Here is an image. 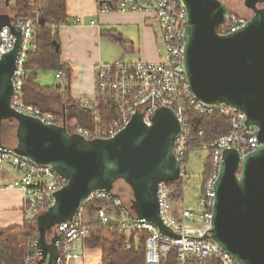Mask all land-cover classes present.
<instances>
[{"label": "water", "instance_id": "95a60500", "mask_svg": "<svg viewBox=\"0 0 264 264\" xmlns=\"http://www.w3.org/2000/svg\"><path fill=\"white\" fill-rule=\"evenodd\" d=\"M182 1L187 11L183 64L191 91L200 101L245 113L246 128L257 129L260 144L242 158L233 149L223 152L209 238L240 264H264V0H245L252 16L225 35L219 28L227 22L228 10L221 0ZM3 27L16 40L0 59V124L6 119L16 122L15 153L50 165L68 180L56 192L54 205L36 220L38 246L50 256L49 264H55L57 255L54 241L45 242L46 232L53 224L69 221L89 194L112 192L120 181L132 193L135 216L176 238L162 225L157 200L159 183L179 179L172 149L179 132L174 113L159 109L149 126L136 115L115 137L92 140L23 116L10 108L21 33L0 13V30Z\"/></svg>", "mask_w": 264, "mask_h": 264}, {"label": "built area", "instance_id": "2783aa9c", "mask_svg": "<svg viewBox=\"0 0 264 264\" xmlns=\"http://www.w3.org/2000/svg\"><path fill=\"white\" fill-rule=\"evenodd\" d=\"M102 13H142L154 20V30L163 45V56L158 62H128L117 59L111 63H99L94 68L95 97L92 101L78 102L82 109L94 114L93 126L84 128L67 127L62 118L41 110L24 101V85L28 78L26 63L28 55L35 50L33 34L40 24L20 17L11 23L21 33V43L11 77L13 91L10 108L23 116L39 120L43 124L64 126L70 134H77L86 140L110 139L121 133L136 116L140 115L147 126L159 109L174 113L179 123V132L174 139V159L180 166L179 179L185 185V164L190 153L205 152L210 161V170L202 181L198 199L200 214L184 206L183 200H174L168 183L157 185L159 216L164 227L176 238L162 235L157 227L143 219H138L123 205L114 192L94 191L84 199L69 221L56 224L46 232L45 242L54 241L57 259L55 264H85V253L78 244L86 240L91 225L85 219V206L93 201L106 202L97 208V220L102 226L113 224L115 230L126 239V249L130 241L144 238L145 264H160L162 257L171 250L175 253L176 264H188L194 258L215 259L219 264H240L229 253L209 238L215 205V187L220 175L223 152L235 150L240 158L254 151L260 144L257 129L246 128V114L230 106L209 104L198 100L190 89V83L183 64V33L187 23V11L182 0H109L97 4ZM229 22V23H228ZM79 24L78 20L73 22ZM228 34L239 29L246 20L236 16L227 18ZM15 35L7 27L0 30V59L11 51ZM58 80L66 81L64 72H57ZM103 106L109 115L103 122L99 107ZM219 115L229 122L226 134L212 142H203V131L197 129V120L202 117ZM70 131H69V130ZM198 142L190 146L189 142ZM8 165L19 173V177L3 187L5 190H19L22 193L23 221L36 225L37 218L45 214L55 203V194L67 185L68 180L59 175L50 165L32 161L29 157L15 153L13 147L5 146L0 139V166ZM50 256L43 255L38 246V233L26 245L23 264H49Z\"/></svg>", "mask_w": 264, "mask_h": 264}, {"label": "crops", "instance_id": "0c3cea01", "mask_svg": "<svg viewBox=\"0 0 264 264\" xmlns=\"http://www.w3.org/2000/svg\"><path fill=\"white\" fill-rule=\"evenodd\" d=\"M13 2L14 0H9L8 5L10 7H6L2 12L10 21L15 19V13L12 11ZM97 4L96 0H65L67 23L57 28L60 61L62 65L71 70L69 79L67 77V92L69 98L76 103L92 101L95 97L94 68L99 63H109L107 60L110 59L109 53L112 51V49L109 50L103 48V46H112L118 55L122 54L124 57L135 60L123 59L128 62L152 63L158 62L161 58L157 47L158 34L154 30L153 18L149 15L132 12L102 13L98 11ZM75 20H78L79 24H74ZM116 38L120 39L124 46H121ZM34 82L33 84L36 85ZM26 86H28L27 89H25ZM37 91L40 90H35L26 81L24 101L35 107L38 106L37 108L44 111L58 113V116L65 120V113L70 112L64 107L65 102L59 100V97L57 102L46 99L43 100L45 104V107H43L40 103L32 102L37 98ZM61 92L63 90L58 91V94ZM40 93L50 96L49 94L52 91L46 89V91L42 90ZM81 111L88 114V116L89 114L92 115L94 118L92 112ZM76 124V122H73L69 126L71 128L76 126L88 128L90 123L86 126ZM9 138L8 136V140ZM14 145L12 144L10 147ZM7 168L9 167L0 166V229L21 228L23 225V196L19 190L3 189L4 186L18 178L17 174L12 173ZM10 172L17 178H13L9 174ZM5 179L7 182H4ZM84 242L79 243L78 248L85 253V264H102V250L100 248H88L84 245Z\"/></svg>", "mask_w": 264, "mask_h": 264}, {"label": "trees", "instance_id": "16d2710c", "mask_svg": "<svg viewBox=\"0 0 264 264\" xmlns=\"http://www.w3.org/2000/svg\"><path fill=\"white\" fill-rule=\"evenodd\" d=\"M8 1L9 0H0L1 14L6 7H10ZM96 1L98 4H102L109 0ZM12 11L15 13V19L10 21L11 23L16 22L20 17L32 21H36L37 17H39L38 20H42V24L35 28L33 34V45L35 50L29 53L25 65L28 71L27 84H30L35 90L42 91V88L33 84L37 73L40 71H53L55 74L61 71L64 72L69 79L71 70L67 66L61 64L57 33V28L67 23L65 0H14ZM229 16L232 15L229 14ZM228 23L221 26L219 31L226 30ZM116 40L121 46H124V43L120 39L116 38ZM68 79L62 81L64 82V88L60 86L58 88V91L63 90L61 94H58L59 100L63 98L66 99L67 104L63 105L70 111L65 113V121L68 124L67 127L73 124V122H79L75 112L85 110L80 107L78 102L76 103L69 98L67 92ZM48 91L51 90L48 89ZM85 111L88 113V110ZM99 114L100 119L103 120L104 116L106 117L109 115V111L105 107L100 106ZM60 116L64 117L63 115ZM87 119L89 120L88 123H90L88 128H91L93 125V116L90 114L88 116L87 114ZM5 121L7 123L6 125L3 122L0 124V139H2L3 135L6 138L7 135L11 137V135H9V127L11 124H14L16 129V122L13 119H6ZM197 129L203 131L204 136L202 141L209 143L228 132L229 122L219 115L202 117L197 120ZM198 142L200 141L189 142V145L194 146L198 144ZM204 167L203 179L210 170L209 160L205 162ZM168 185L173 198L175 200H183L184 183L181 180H176L169 182ZM132 202H130L128 209L135 215L136 213L132 209ZM105 205L106 202L104 201L93 200L85 206V219L87 223L91 225V230L84 245L88 248H100L102 250V264H145L143 245L145 235H139L137 242H133V240L130 241V248L126 249V239L115 230V226L113 224L102 226L97 220V208ZM36 231V225L27 224L24 221L21 228L0 229V264H23L27 242L35 237ZM160 264H176L174 251L171 250L166 256L162 257ZM188 264L219 263L215 259L194 258L188 261Z\"/></svg>", "mask_w": 264, "mask_h": 264}, {"label": "rangeland", "instance_id": "374dc122", "mask_svg": "<svg viewBox=\"0 0 264 264\" xmlns=\"http://www.w3.org/2000/svg\"><path fill=\"white\" fill-rule=\"evenodd\" d=\"M221 1L226 6L228 13L230 15L236 16V17L244 19L246 21L249 20L250 17L252 16L251 10L246 8L244 5L245 0H221ZM157 47L160 51L159 52L160 57H162L163 56V45L159 39L157 40ZM103 48H107L109 50L112 49V51L109 53L110 59L107 60V62H109V63L114 62L115 60L120 59V58L122 60L125 59V60L135 61L134 59H132L130 57H124V55H122V54L118 55V53L115 51V49L112 46H109V47L103 46ZM103 51H105V50H103ZM34 81H35L34 83L37 86H40L42 88V90H46V89L48 90L49 89L52 91V93L49 94L50 96H47L46 94L42 95L40 93V91H37V94H36L37 98L35 100H32V102L40 103L43 107H45L43 100L45 101L46 99H50L53 102H55V101L57 102V100H58V88H59V86L64 88V83H62L60 80H58L55 77V73L53 71H44V72L40 71V72H38ZM27 87L28 86H26L25 89H27ZM37 99H39V100L37 101ZM62 100H63L62 102H65L64 104H67L66 99L63 98ZM75 113H76L78 120H79V122H77L78 124H76V125H82V126L88 125L86 113H83L81 111H78ZM52 114H54V113H52ZM54 115L56 117L60 118L58 116L59 115L58 113H55ZM106 118H107V116L106 117L104 116L103 122L105 121ZM2 122L5 123V125L7 124L5 120H3ZM14 132H15V126H14V124H11L9 127V135H11V137L8 140V135L6 134L7 138L4 137V135H3L2 139H1L2 143L5 146L8 145V147H10V145L15 144ZM11 147H13V146H11ZM207 157H208V154L205 152H198V153L192 152L189 154L188 159H187L186 164H185L186 178L187 179L185 180L184 188L182 187L183 188L184 206L186 208H190V209L194 210L195 212H197L199 214H200V208H198V199H199V196L201 194V186H202L203 174H204V170H205L204 164L206 161H204V160ZM1 166L7 167L8 165L3 164ZM7 169H9V171H11L12 173L17 174V177H19V173L16 170H14L11 167H9ZM11 172L9 174H11ZM11 175L13 178L16 177L14 174H11ZM4 182H7L6 179ZM112 192H114L119 197V199L123 202L124 206H126L127 208L129 207L130 202H132V195H131L129 188L126 186V184L124 185V183L121 181L117 182L114 185V189Z\"/></svg>", "mask_w": 264, "mask_h": 264}, {"label": "flooded vegetation", "instance_id": "af4514ba", "mask_svg": "<svg viewBox=\"0 0 264 264\" xmlns=\"http://www.w3.org/2000/svg\"><path fill=\"white\" fill-rule=\"evenodd\" d=\"M56 224H53V226L52 227H54Z\"/></svg>", "mask_w": 264, "mask_h": 264}]
</instances>
